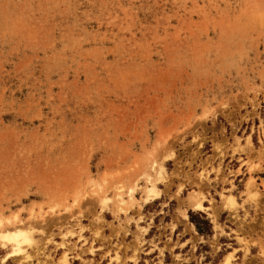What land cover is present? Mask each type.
Returning a JSON list of instances; mask_svg holds the SVG:
<instances>
[{"label":"rangeland","instance_id":"obj_1","mask_svg":"<svg viewBox=\"0 0 264 264\" xmlns=\"http://www.w3.org/2000/svg\"><path fill=\"white\" fill-rule=\"evenodd\" d=\"M16 226L0 264H264V0H0Z\"/></svg>","mask_w":264,"mask_h":264},{"label":"bare ground","instance_id":"obj_2","mask_svg":"<svg viewBox=\"0 0 264 264\" xmlns=\"http://www.w3.org/2000/svg\"><path fill=\"white\" fill-rule=\"evenodd\" d=\"M156 166V165H155ZM157 168V167H156ZM161 168V167H160ZM155 169V167H154ZM161 174V172H160ZM168 179V178H167ZM149 182H151L149 180ZM153 184V182H152ZM150 192H153L154 189H155V186H152V188H147ZM132 191V189L130 190ZM134 191V189H133ZM148 191V192H149ZM157 192V190H155ZM131 193V192H130ZM157 194V193H156ZM149 195V194H148ZM121 196V195H120ZM119 196V197H120ZM192 197V196H191ZM195 197V196H194ZM229 197V196H228ZM108 199V198H107ZM232 203L234 202V198L233 197H230L228 198ZM103 200V199H102ZM106 201V200H104ZM195 206L197 207H202V204H201V201L200 202H196ZM116 209V208H115ZM115 211V210H114ZM29 226V225H28ZM31 226V225H30ZM17 227V226H16ZM31 233H32V230H31V227L28 228V227H17L15 228L14 231H11V230H6V231H0V240H2L3 244L4 245H7V243L9 244H13L12 245V252L9 253L7 255V259L9 258H13V257H16L17 255H21L24 253L25 249L22 248L23 247V244L25 243H30L32 241V237H31ZM32 243V242H31ZM8 246V245H7ZM62 260L65 263H67V258H66V253L64 254V256L62 257ZM227 260V259H226ZM230 260V259H229Z\"/></svg>","mask_w":264,"mask_h":264}]
</instances>
